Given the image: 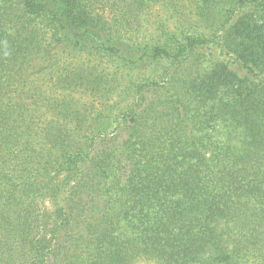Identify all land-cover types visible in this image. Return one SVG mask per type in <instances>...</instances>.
Wrapping results in <instances>:
<instances>
[{"label":"trees","instance_id":"16d2710c","mask_svg":"<svg viewBox=\"0 0 264 264\" xmlns=\"http://www.w3.org/2000/svg\"><path fill=\"white\" fill-rule=\"evenodd\" d=\"M144 259L264 264V0H0V264Z\"/></svg>","mask_w":264,"mask_h":264},{"label":"rangeland","instance_id":"374dc122","mask_svg":"<svg viewBox=\"0 0 264 264\" xmlns=\"http://www.w3.org/2000/svg\"><path fill=\"white\" fill-rule=\"evenodd\" d=\"M200 53L207 54L208 58H216L222 61L228 60L227 56L220 55V50L218 48H213L206 52L200 51ZM168 67H169V64L164 60H161V61L151 60L148 63L144 61H139L135 64L134 70L131 73L133 74V76L139 77L140 79L145 80L144 81V84H145V83L152 82V79H156L157 81H162L163 75L167 72ZM147 100L148 101L151 100L150 95H147ZM195 135L200 136V133L196 132ZM138 264H156V263L153 260L144 259L140 261Z\"/></svg>","mask_w":264,"mask_h":264}]
</instances>
